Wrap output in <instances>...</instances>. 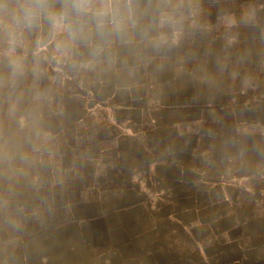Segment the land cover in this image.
Returning <instances> with one entry per match:
<instances>
[{"label": "rangeland", "instance_id": "rangeland-1", "mask_svg": "<svg viewBox=\"0 0 264 264\" xmlns=\"http://www.w3.org/2000/svg\"><path fill=\"white\" fill-rule=\"evenodd\" d=\"M239 1L237 17L257 21L244 27L248 38L237 42V48L245 44V55L211 58L205 51L194 63L195 70L188 72L192 82L180 108L157 110L140 121H109L107 153L102 161L96 157L97 167L68 150L66 131L57 137L59 153L48 155L49 164L12 170L15 179L59 180L58 194L49 201L58 205L60 230L53 243L29 237L0 248V264L4 252L13 251L17 253L10 264H20L23 255L28 264H41L47 257L50 264H136L126 260L135 256L139 264H224L228 249L217 244L228 241L229 229L245 223L244 218L250 230L264 226V219L243 216L252 198L264 205V171L257 179L238 175L243 156L252 172L259 163L255 161L264 157V126H259L264 123V0L245 6ZM201 98L204 103L197 104ZM121 108L109 107L107 113L137 111L133 106ZM243 117L258 125H246ZM125 178L138 185L142 199L139 207L125 206L117 213L120 203L132 202V193L121 191ZM46 192L41 201L29 192L17 194L13 202L30 214L42 210L46 223L53 207ZM119 197L124 200H116ZM7 212L4 219L12 220L11 230L23 234L38 228L40 221L21 218L19 210Z\"/></svg>", "mask_w": 264, "mask_h": 264}, {"label": "crops", "instance_id": "crops-1", "mask_svg": "<svg viewBox=\"0 0 264 264\" xmlns=\"http://www.w3.org/2000/svg\"><path fill=\"white\" fill-rule=\"evenodd\" d=\"M249 2L251 0H240L239 4L245 6ZM236 4V0H172L171 5L167 0H133L132 8L137 20L134 28H129L121 37L111 35L105 40H99L94 35L93 40L99 45L95 52L80 47L71 59H62L47 44L37 49L38 34L26 33V46L17 48L15 52V55L26 58V72L16 78L12 77L7 66L8 45L0 42V76L3 77L0 83V200L5 206L0 211L3 223L0 227V248H7L9 243L11 245L29 237L30 240L53 243L54 235L56 240L60 230L58 205L54 207V203L49 201L55 198L54 192L58 194L59 180L55 181L53 177L47 180L42 177L15 179L11 176L12 170H34L49 164L48 155L52 154L53 158L59 153L57 137L65 136L67 132L68 150L97 167L96 157L102 161V154L107 153L105 131L109 121H140L146 114L149 119L157 110H171L172 106L180 108L192 82L188 80V72L195 70L194 63L205 56V51L211 58L245 55V44L237 48V42L248 38L242 31L244 27L257 21L245 15L237 17ZM173 9V22L162 26L161 12ZM157 36L162 38L153 39ZM37 64L39 71L34 74L33 68ZM202 99L197 104H203ZM126 106H133L137 111L131 114L107 113L109 107L120 110ZM242 120L246 125L258 123L246 117ZM259 126H264V123L259 122ZM245 162L246 155L243 156V172L238 175L243 173L248 179H257L263 173L264 157L255 161L259 163L254 166L253 172ZM117 167L125 168L124 164H117ZM125 181L121 191L131 192L132 202L120 203L117 213H121L125 206L132 209L139 207L142 199L138 185L126 178ZM46 191L51 193L47 201L52 202L55 208V217L52 207L46 223L42 210L36 212L37 215L30 214L25 206L13 202L17 194L29 192L36 194L41 201ZM120 198L116 200H124ZM253 199L250 200L249 212H244L243 216H250L254 221L262 220L264 205ZM9 209L19 210L21 218L30 216L40 221L38 228L27 229L23 234L11 230L9 225L12 220L8 223L4 219ZM244 220L245 223L227 231V242L217 244L228 249L226 256L222 257L224 264H264V226L250 230L251 224L247 225ZM20 248L24 249L22 245ZM15 253L17 251L9 255L4 252V264H10ZM43 256L46 255L43 253ZM50 259L47 257L39 262L50 264ZM128 259L139 264L136 256ZM20 264H28L27 257L21 256Z\"/></svg>", "mask_w": 264, "mask_h": 264}, {"label": "clouds", "instance_id": "clouds-1", "mask_svg": "<svg viewBox=\"0 0 264 264\" xmlns=\"http://www.w3.org/2000/svg\"><path fill=\"white\" fill-rule=\"evenodd\" d=\"M167 3L171 5L172 0ZM132 4L133 0H0V42L8 45L7 66L12 77L26 72V58L15 55L17 48L26 46V33L38 34L37 49L47 44L62 59H71L80 47L95 52L99 45L94 35L105 40L134 28L137 20ZM174 12H161L162 26L173 22ZM38 71L37 64L33 73Z\"/></svg>", "mask_w": 264, "mask_h": 264}]
</instances>
